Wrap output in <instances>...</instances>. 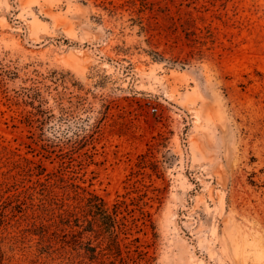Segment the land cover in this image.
Returning a JSON list of instances; mask_svg holds the SVG:
<instances>
[{
    "label": "rangeland",
    "instance_id": "374dc122",
    "mask_svg": "<svg viewBox=\"0 0 264 264\" xmlns=\"http://www.w3.org/2000/svg\"><path fill=\"white\" fill-rule=\"evenodd\" d=\"M0 264H264V0H0Z\"/></svg>",
    "mask_w": 264,
    "mask_h": 264
},
{
    "label": "trees",
    "instance_id": "16d2710c",
    "mask_svg": "<svg viewBox=\"0 0 264 264\" xmlns=\"http://www.w3.org/2000/svg\"><path fill=\"white\" fill-rule=\"evenodd\" d=\"M102 218H103V221H105L103 224L108 227V229H113L114 228V224H115V221L112 217H110V215L108 214H103L102 215ZM110 235L114 236V233L111 232Z\"/></svg>",
    "mask_w": 264,
    "mask_h": 264
}]
</instances>
